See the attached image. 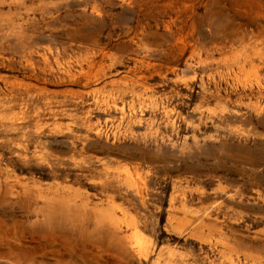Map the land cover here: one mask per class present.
I'll list each match as a JSON object with an SVG mask.
<instances>
[{
	"label": "rangeland",
	"instance_id": "obj_1",
	"mask_svg": "<svg viewBox=\"0 0 264 264\" xmlns=\"http://www.w3.org/2000/svg\"><path fill=\"white\" fill-rule=\"evenodd\" d=\"M0 264H264V0H0Z\"/></svg>",
	"mask_w": 264,
	"mask_h": 264
}]
</instances>
